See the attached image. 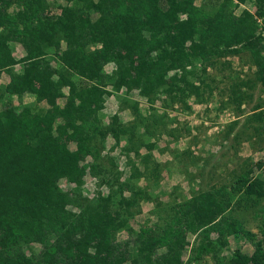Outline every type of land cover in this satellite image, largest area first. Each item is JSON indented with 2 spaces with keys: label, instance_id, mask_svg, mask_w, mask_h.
Wrapping results in <instances>:
<instances>
[{
  "label": "trees",
  "instance_id": "obj_1",
  "mask_svg": "<svg viewBox=\"0 0 264 264\" xmlns=\"http://www.w3.org/2000/svg\"><path fill=\"white\" fill-rule=\"evenodd\" d=\"M245 1L256 5L254 15L241 10ZM206 3L209 9L193 0H65L59 6L53 0H0V76L7 72L10 77L0 84V264H183L187 232L208 228L220 237L201 244L191 257L196 261L238 233L234 218L219 216L234 207L237 192L264 199V179L252 177V168L231 171L228 185L211 184L193 193L154 224L145 222L135 230L128 221L144 193L136 181L155 184L160 176L150 153L154 145L143 143L148 153L140 152L139 129L150 132V122L161 118L143 116L118 94L120 89L138 87L150 101L162 93L186 106L191 94L199 98L208 90L206 65L214 64L213 57L244 50L257 67L252 86H247L264 83V37L258 22L264 26V0ZM12 5L22 9L9 15ZM58 8L57 14L51 13ZM13 43L25 54L15 56ZM54 55L62 67L51 64ZM110 62L114 68L106 72ZM17 64L22 70L14 73ZM75 74L86 81L77 83ZM232 85L230 101L242 112L247 96L238 82ZM107 86L121 104L132 108V122L114 115L101 126ZM65 87L66 100L60 106L56 98ZM12 91L19 97L33 94L48 107L18 111L6 99ZM254 116L246 121L264 133V112ZM106 134L117 142L125 138L139 158V164L131 161L128 178L99 160ZM262 163L255 165L260 168ZM86 168L109 187L89 203L82 199ZM124 230L128 237L119 241L117 235ZM161 245L165 248L159 253ZM220 263L264 264L263 240L251 255L236 250Z\"/></svg>",
  "mask_w": 264,
  "mask_h": 264
},
{
  "label": "rangeland",
  "instance_id": "obj_2",
  "mask_svg": "<svg viewBox=\"0 0 264 264\" xmlns=\"http://www.w3.org/2000/svg\"><path fill=\"white\" fill-rule=\"evenodd\" d=\"M53 1L57 6L65 4V0ZM206 2L208 0H193L196 6L209 9ZM241 7V10L254 15L255 4L245 1ZM19 9H22V6L12 5L8 8L7 14L12 15ZM59 11L58 8L51 13L57 14ZM61 46L64 47V43L61 42ZM12 52L15 56L25 54L23 47L18 43L12 44ZM212 60L214 64L206 65L208 90L203 89L200 99L197 94H191L185 99L186 106L181 102L169 100L164 94L161 95L162 93L159 96L155 94L154 100L150 101L149 97L140 93L138 87L130 90L123 87L118 93L125 95L124 97L128 98L143 116L154 113L161 118L159 123L150 122V132H145L143 128L139 129V133H143L140 152L148 153L143 143L154 145L150 153L153 162L155 161L159 167L160 176L158 183L155 184L152 180L144 178L136 181V186L144 190V193L138 199L137 207L133 208V216L128 220L130 228L132 226L138 230L142 223L154 224L159 219H164L174 206L187 200L197 191L208 190L211 184L228 185L232 182L231 171L241 172L252 168V177L264 179V133H257L250 127V122L246 121L248 116L264 112V83H257L251 89L247 86L246 83L252 86L257 67L251 54L246 50L238 54L213 57ZM51 64L55 67L63 66L57 61L56 55ZM196 65L200 67L203 63L197 62ZM112 68H114L112 62L104 66L106 72H110ZM21 70V64L13 67L14 73ZM74 78L77 83L86 81L77 74ZM9 80V73L3 72L0 84L5 85ZM236 82L242 88L241 93L247 96L241 105L242 112L237 111L235 104L230 101L233 94L232 84ZM109 88L106 87L108 91L105 89L107 93L104 94L101 126L105 127L110 117L114 115L124 123L132 122L134 118L132 108L121 104L116 94H112ZM67 91L66 87L61 90V96L56 98L58 105L64 104ZM6 99L12 106H17L18 111L28 107L32 112H36L39 108L48 107L45 101H38L35 95L30 93L19 97L12 91L10 95H6ZM3 106L1 102L0 109ZM253 122L259 124L257 121ZM260 124L264 127V122ZM232 125L234 126L230 129ZM236 134H239L237 142ZM71 146L74 147V144ZM99 147V160L102 164L108 166L111 171H121L123 178L129 177L133 164L131 161L139 164V158L130 150L133 148H130L125 138L117 142L112 135L106 134L102 146ZM258 160H263L260 168L255 165ZM84 170L82 199L85 203L94 202L97 196L106 193L109 187L102 177L93 174L87 168ZM61 182V186H66V180ZM232 204L234 207L226 209L219 217L220 220L234 218L238 233L226 237L224 244L217 245L215 251L206 253L204 261H196V258L195 260L191 258L196 249L206 240L217 242L220 237L214 229L208 232V228L187 232L181 257L183 264H221V259L233 256L236 250L249 256L254 251L257 241L263 240L264 243V199H257L254 195L248 198L242 192H237L233 194ZM120 208L125 207L123 205ZM125 233L126 230L120 232L117 239L120 241L127 238ZM164 246H160L159 253L164 251ZM33 247L39 250L40 244L35 243Z\"/></svg>",
  "mask_w": 264,
  "mask_h": 264
},
{
  "label": "built area",
  "instance_id": "obj_3",
  "mask_svg": "<svg viewBox=\"0 0 264 264\" xmlns=\"http://www.w3.org/2000/svg\"><path fill=\"white\" fill-rule=\"evenodd\" d=\"M259 24L262 26L260 19H258ZM259 29V33H261V36L264 37V26Z\"/></svg>",
  "mask_w": 264,
  "mask_h": 264
}]
</instances>
